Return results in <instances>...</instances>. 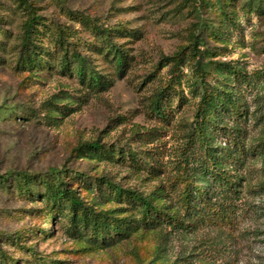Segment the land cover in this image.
Here are the masks:
<instances>
[{"label":"rangeland","instance_id":"obj_1","mask_svg":"<svg viewBox=\"0 0 264 264\" xmlns=\"http://www.w3.org/2000/svg\"><path fill=\"white\" fill-rule=\"evenodd\" d=\"M28 1L41 16L36 42L44 53L42 67L31 70L15 67L25 5L0 0V175L66 169L60 178L83 202L78 216L101 211L131 228L125 238H86V227L70 224L68 206L46 205L22 181L10 180L0 184V264H264V147L241 170L244 188L231 228L201 222L186 230L147 229L134 220L127 196L109 192L118 186L173 206L202 85L236 97L241 115L230 119L225 108L223 121H245L246 147L264 144V4ZM200 49L205 73L197 78ZM73 53L86 58L83 81ZM64 56L70 70L63 69ZM179 57L184 64L177 69ZM91 72L101 86L89 83ZM157 101L164 114L154 110ZM85 141H99L109 152L82 150Z\"/></svg>","mask_w":264,"mask_h":264},{"label":"trees","instance_id":"obj_2","mask_svg":"<svg viewBox=\"0 0 264 264\" xmlns=\"http://www.w3.org/2000/svg\"><path fill=\"white\" fill-rule=\"evenodd\" d=\"M231 1L225 0V5H230ZM255 1L258 3L257 5L264 4V0ZM20 3L25 5L24 9L28 17L23 24L22 42L15 67L27 70H31L35 66L40 68L43 64L44 53L42 47L36 42V33L38 32L37 25L41 22V16L37 14L33 3L30 1L21 0ZM221 3L222 1L219 0V4ZM60 45L61 47L64 46L63 43ZM67 50L65 55L68 53ZM202 50L205 49H200L197 55L199 57L196 59V69L201 72L197 78H202V73H205L200 62V57L203 56ZM73 54L80 64L75 68L77 78L79 77V80L83 81L86 74V58L78 53ZM68 58L64 56L62 65L63 69L70 70ZM164 60L166 62L172 61L173 58L166 57ZM123 61V55L118 53L116 57L118 66H121ZM174 61L173 66L177 69H180L184 64V60L180 57L174 58ZM195 82L198 84L197 80ZM202 82H204L203 79ZM89 83L93 86H101L98 74L91 72ZM221 96L226 97V103L220 99ZM159 103L161 101L155 102L154 110L164 114ZM225 108L230 119L233 118V115L240 116L242 113L238 99L232 94L224 91L220 95H216L208 86L202 85L196 110L197 118L193 131L188 138L189 158L184 159L185 163L175 177L176 195L170 200L173 204L171 208L166 203H155L156 198L151 196H143L136 191L123 190L118 186L110 187L109 192L115 190L118 197L127 196V200L136 209L137 217L134 220L143 227L156 229L167 224L173 230L177 228L186 230L190 226L199 227L203 222L205 225H212L216 228H231L235 203L241 199L244 188L245 177H243L241 170L248 162V155L256 153V149L260 153L264 144L257 145L255 148L252 145L246 147L243 136L247 131L240 127L241 123H245V121L243 120L241 123L223 121L221 112ZM214 113L215 117L212 118ZM210 125L213 126L211 131L209 130ZM223 138L225 145H217ZM82 150L91 154H98L97 156H104L109 152V149L99 141H85L82 144ZM115 154L124 158V152L122 153L120 150ZM65 173L66 169L59 171L54 168L46 173L34 174H28L25 171H15V173L6 171L0 175V184L8 183L10 180L14 184L15 181H22V185L19 184V186L26 188L28 193L35 191V196L45 199L46 205L52 207L68 206L70 213H72L69 217L70 224H82L83 228L86 227V238H89V235L90 238L106 242L108 238H115V235L120 238L127 237L130 233L131 223L123 225V223L118 222V219L111 220L107 214L101 213V211L91 218L87 214L82 216L76 214V211L83 206V202L72 190L67 188L68 183L60 178ZM154 194L163 195V193L158 192H154ZM51 220L53 222L54 218ZM91 223H93L92 228L89 227ZM109 229H111L113 237H109ZM6 263L5 261L4 264Z\"/></svg>","mask_w":264,"mask_h":264}]
</instances>
